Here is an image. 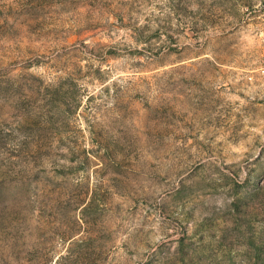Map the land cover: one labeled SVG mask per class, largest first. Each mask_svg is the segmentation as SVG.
I'll return each instance as SVG.
<instances>
[{"label":"rangeland","instance_id":"obj_1","mask_svg":"<svg viewBox=\"0 0 264 264\" xmlns=\"http://www.w3.org/2000/svg\"><path fill=\"white\" fill-rule=\"evenodd\" d=\"M0 264H264V0H0Z\"/></svg>","mask_w":264,"mask_h":264}]
</instances>
